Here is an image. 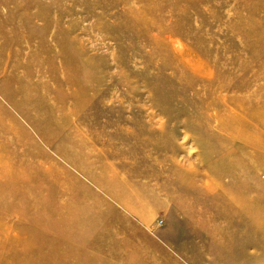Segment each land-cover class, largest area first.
Masks as SVG:
<instances>
[{
    "label": "rangeland",
    "instance_id": "1",
    "mask_svg": "<svg viewBox=\"0 0 264 264\" xmlns=\"http://www.w3.org/2000/svg\"><path fill=\"white\" fill-rule=\"evenodd\" d=\"M174 209L264 264V0H0V264H139Z\"/></svg>",
    "mask_w": 264,
    "mask_h": 264
},
{
    "label": "crops",
    "instance_id": "2",
    "mask_svg": "<svg viewBox=\"0 0 264 264\" xmlns=\"http://www.w3.org/2000/svg\"><path fill=\"white\" fill-rule=\"evenodd\" d=\"M176 204L174 197L175 208ZM179 212L174 209L165 219L161 218V222L157 218L144 228H139L140 235L135 237L138 242L134 243L139 264H222L231 260L232 253L229 252L233 250L243 254L240 262H258L257 229L235 232L233 235L220 233L219 239H213L200 234L194 222L180 217ZM254 245L256 251L252 250ZM130 251L124 250V260H132Z\"/></svg>",
    "mask_w": 264,
    "mask_h": 264
},
{
    "label": "built area",
    "instance_id": "3",
    "mask_svg": "<svg viewBox=\"0 0 264 264\" xmlns=\"http://www.w3.org/2000/svg\"><path fill=\"white\" fill-rule=\"evenodd\" d=\"M161 221V220H160Z\"/></svg>",
    "mask_w": 264,
    "mask_h": 264
}]
</instances>
